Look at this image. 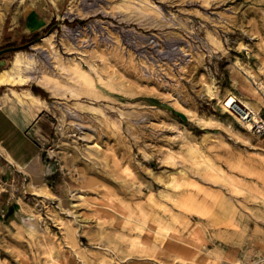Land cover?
<instances>
[{
	"label": "rangeland",
	"instance_id": "374dc122",
	"mask_svg": "<svg viewBox=\"0 0 264 264\" xmlns=\"http://www.w3.org/2000/svg\"><path fill=\"white\" fill-rule=\"evenodd\" d=\"M0 1V71L36 59L0 103L36 89L49 106L39 169L0 173V264H264V134L217 101L234 93L264 124V0ZM107 196L131 221L95 213Z\"/></svg>",
	"mask_w": 264,
	"mask_h": 264
},
{
	"label": "bare ground",
	"instance_id": "6f19581e",
	"mask_svg": "<svg viewBox=\"0 0 264 264\" xmlns=\"http://www.w3.org/2000/svg\"><path fill=\"white\" fill-rule=\"evenodd\" d=\"M140 1L145 3L144 0H140ZM145 4H148V3H145ZM73 9L74 8L70 5V7H69L70 12ZM0 18H1V14H0ZM83 30H84V28H83ZM82 34H83V32H81V31L73 33V35H75V36L82 35ZM51 37H52L51 35L44 37V40H48V42H50V46L52 49V51H50V53L48 52L49 56L55 54V52H56V49H54V45L52 44L53 41L51 40ZM34 56L35 55L26 53L24 51L16 52V54L14 55V57L12 59L11 66L8 69L0 71V85L1 84H4V85L24 84L26 81H28L30 79V76L28 74L31 71H33V69L36 66V59ZM74 65H75V69L80 73V75L84 79L85 83L91 84V79L88 75L87 70L82 69L78 65V63H75ZM42 81H43L42 84H44V86H46L49 89V91L51 92L52 95H60L61 94V91L57 86L58 85L57 81L53 77L47 75L44 78V80H42ZM11 91H12L11 95L8 99V102L6 103V108L9 111V113L15 118V116L12 113V110L9 108V106L10 105H20L21 110H20L19 121L22 124H25V125L29 124L30 122L34 121L40 113H42L43 111H46L49 108L47 102L44 99L33 94L28 89L22 90L21 92H18L15 90H11ZM206 92L210 95L216 96V91L213 90V87L211 84L206 85ZM173 99H174V104L177 108L182 110V112L187 114L188 116H191V113L187 108H185L183 105H181V103L176 98H173ZM217 101H218V103L222 104V107L224 108L225 111H227L229 114L236 117L237 120L242 125L246 126L248 129H251L253 127V123L251 121L259 122L257 114L244 101L240 100L236 94L229 93L223 101H221L219 99H217ZM196 120L199 123H203V124L207 123V121L204 120L202 117H197ZM166 155H167V152H166ZM33 164L34 163L31 164L32 167H30V168H34L35 164L34 165ZM32 172H35V171L32 170ZM173 182L174 181L172 179V181L170 182V185H173ZM80 197H82V195H80ZM90 204L96 208L95 213L98 214L99 216L100 215L105 216L104 215L105 213L108 214L110 212L111 214L112 213L115 214V216H116L115 220H117V221H121V222L122 221L123 222L131 221V217L123 214L117 208L116 204L114 203L113 199L110 196H107V197L102 198V199L96 198L93 201H90ZM135 225L138 228L142 227L141 223L137 222V221L135 222Z\"/></svg>",
	"mask_w": 264,
	"mask_h": 264
},
{
	"label": "crops",
	"instance_id": "0c3cea01",
	"mask_svg": "<svg viewBox=\"0 0 264 264\" xmlns=\"http://www.w3.org/2000/svg\"><path fill=\"white\" fill-rule=\"evenodd\" d=\"M56 1L60 2L61 0ZM42 9L45 10L46 8L42 7ZM44 14L43 10L40 12L33 11V13L27 12L23 17L24 31L36 35L45 28L47 22L46 17H43ZM9 97H5L4 101L0 103V173L33 175L39 169L38 159L41 149L33 138L32 131L39 124L43 112L29 124H22L19 121L20 105L9 106L15 118L6 108ZM32 163L35 164H33L34 168H30ZM2 194L0 192V195Z\"/></svg>",
	"mask_w": 264,
	"mask_h": 264
},
{
	"label": "built area",
	"instance_id": "2783aa9c",
	"mask_svg": "<svg viewBox=\"0 0 264 264\" xmlns=\"http://www.w3.org/2000/svg\"><path fill=\"white\" fill-rule=\"evenodd\" d=\"M252 122L255 123V127H257L258 132L261 134H264V124H260V120L259 122H255V121H252Z\"/></svg>",
	"mask_w": 264,
	"mask_h": 264
},
{
	"label": "trees",
	"instance_id": "16d2710c",
	"mask_svg": "<svg viewBox=\"0 0 264 264\" xmlns=\"http://www.w3.org/2000/svg\"><path fill=\"white\" fill-rule=\"evenodd\" d=\"M33 91H34V94H39V92L35 89H33ZM44 97V96H43ZM174 113V112H173ZM175 117H177L176 115H175Z\"/></svg>",
	"mask_w": 264,
	"mask_h": 264
}]
</instances>
